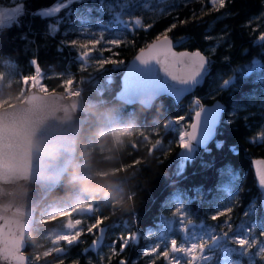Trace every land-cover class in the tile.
Returning a JSON list of instances; mask_svg holds the SVG:
<instances>
[{"label":"trees","instance_id":"1","mask_svg":"<svg viewBox=\"0 0 264 264\" xmlns=\"http://www.w3.org/2000/svg\"><path fill=\"white\" fill-rule=\"evenodd\" d=\"M17 2L19 0H0V5L13 6ZM23 2L26 10L54 4V0ZM150 2L105 0V5H113L114 9L100 11L101 0H74L70 9L57 14L62 22L55 35L47 30V24L54 18L24 16L20 26L13 24L0 29V109L25 100L35 79L33 59L38 60L47 92L67 94L69 90H81L86 122L77 142L76 164L82 173L91 174L94 182L106 183L111 189L108 196L83 195L79 183L72 179L73 167L70 168L27 239L30 264H73L76 261L78 264H119L121 259H126L128 264H149L150 258L141 253L158 237V230H163L167 221L176 220L172 214L177 200L183 201L184 211L193 223L212 225L218 231L227 230V217L212 221L211 215L232 207L229 215L233 232L246 235L241 225L245 228L254 225L250 239L264 243L262 193L253 168L254 160L264 159V142L252 140L264 131V82L253 77L241 86L238 79L235 89L217 90L223 79L238 75L235 70L253 59L264 64V45L255 42L257 29L264 31V0H226L225 7L219 11L212 8L209 0H204L203 5L201 0H175L179 7L171 15L158 18L140 6ZM123 3L131 6L121 10L118 5ZM69 10L72 15H66ZM135 18L145 25L152 23L153 27L135 28L130 25ZM173 23L177 27L168 35L178 51L200 50L213 61L211 75L204 86L180 104L169 96L160 97L151 109L117 101L121 78L130 60ZM24 35L27 39H21ZM101 35V44L92 51L85 68L77 59L78 49L68 47V42L73 39L84 42ZM182 37L189 39L176 46L175 41ZM116 38L123 42L118 46L107 44ZM109 48L110 51H99ZM101 58L124 63L97 68L95 61ZM195 98H199L203 106L221 102L225 113L215 140L208 146L211 153L198 149L194 160L185 162L182 175L177 176L183 152L178 136L185 124L191 123L188 118L194 116ZM181 116L186 120L165 126L167 121ZM157 139L161 140V145L152 151ZM216 140L225 142L222 150L216 149ZM229 145L237 147L235 154L229 151ZM225 166H231L237 174L238 188L222 171ZM252 203L257 206L254 214L249 213ZM53 209L60 213L47 218ZM91 209L96 211L86 213ZM96 216L105 218L102 227L107 231L103 244L92 249L94 236L88 234L86 228ZM68 221H82L71 237L79 241L71 246L67 244L68 239L54 241L53 238ZM148 228H152L153 236L145 239ZM79 229H84L82 235ZM129 232L138 233L139 242L112 256L113 241ZM114 247L119 252L120 243ZM61 250L63 254H59ZM241 259L247 264V257ZM157 264L167 262L158 259ZM254 264H262L258 255L254 256Z\"/></svg>","mask_w":264,"mask_h":264},{"label":"snow or ice","instance_id":"2","mask_svg":"<svg viewBox=\"0 0 264 264\" xmlns=\"http://www.w3.org/2000/svg\"><path fill=\"white\" fill-rule=\"evenodd\" d=\"M74 0H54L52 6L43 7L37 10H26V3L23 0H19L12 7L0 8V28H4L5 25L11 27L13 24L20 26L22 18L24 16L40 17V18H54L52 22L47 24L48 33L55 35L59 30L61 24V18L57 16L63 9H70V5ZM212 8L216 11L225 7L226 0H209ZM204 0H201L203 5ZM128 3L118 5L123 10L130 7ZM143 9L147 10L154 18L171 15L172 12L179 7L175 3V0H151L150 3H142L140 5ZM113 5H105V0H101L100 11H112ZM86 11L90 12L91 9ZM66 15H72L69 10ZM80 19H87L86 16H79ZM195 15L193 19H195ZM188 21H181V23H187ZM130 25L135 28H147L153 27L152 23L143 24L139 18L132 19ZM177 25L173 23L166 31L158 35L151 43L145 48L139 50L138 55L135 58V63L128 69V75L124 80V87L126 91L135 92L142 88H152L158 93H167L176 98L179 103L181 97L186 93L194 91L198 86H202L205 79L211 75V65L213 61L200 50L195 51H181L174 50V42L168 33L175 29ZM21 39H27L24 35ZM103 36L98 39H91L81 42L79 39H73L68 42V47L78 49L77 59L81 61L86 68L89 64V60L93 50H97V46L101 44ZM189 37H182L175 41V45L179 46L183 44ZM206 39H212L206 37ZM123 42L122 39L116 38L107 41V44L112 46H118ZM255 42L264 45V31L257 29V35ZM109 49H99L104 51ZM215 51V48L212 49ZM227 59V58H225ZM35 65L33 77L36 80L42 82V73L39 67L38 60L33 59L31 61ZM123 64V61H116L111 58H101L95 61L97 68H103L106 64ZM238 75L231 76L223 79L217 90H223L227 88H236L237 80L239 79L241 86L244 83L250 82V78L256 77L264 82V64L261 60L253 59L250 63L241 66V68L235 70ZM158 72H162L163 76H159ZM171 81L172 83L161 84L159 81ZM194 116L189 117L191 123H186L185 127L179 132L178 141L179 146L184 150L181 153V161L177 166L175 175H182L185 162L193 161L197 155V150L202 148L204 152L211 153V149L208 144L216 136V125L219 122V117L222 112L225 111V106L220 102H216L211 109H206L199 98H195L193 101ZM203 114V116H202ZM186 117L181 116L166 122V127L169 125H178L181 121H185ZM187 129H190L188 131ZM253 141L259 140L264 142V131L259 132L255 137H252ZM161 145V140L157 139L152 151L157 149ZM225 142L223 140H216L215 147L217 150L224 148ZM229 151L235 154L237 147L235 145H229ZM255 173L257 177L258 186L264 189V159H257L255 162ZM204 166H207L204 164ZM224 173H227L234 185L238 188L239 178L233 171L231 166H225L222 169ZM261 204H264V196L260 199ZM232 207H226L222 210H217L211 215L212 221H218L221 217H227L225 224L227 230L220 229L212 225L201 224L199 226V235L197 230L190 229L189 225L193 222L188 218L187 213L184 211V203L181 200H177V206L173 212V217L176 221H167L163 227V230L159 231V236L153 240L141 253L142 256L149 257V264H157L158 259H163L167 264H209V262L215 260L219 256L218 264H244L243 257H247V264H254V256L258 255L262 264H264V243H260L252 237V228L254 225H249L245 228L241 225L244 233L236 234L233 232V226L231 223ZM257 210L255 203L249 205V213L254 214ZM96 210L91 209L86 213H94ZM104 217L96 216L95 221L90 223L86 231L88 234H92L94 239L92 241V249L99 248L105 239L106 228L102 227ZM82 223L74 222L69 225L70 229H76ZM178 224V231L183 233L185 240L179 242L175 238L167 239V234L173 231V225ZM80 235H82L84 229H79ZM230 233H232L230 235ZM152 228L147 229V235L145 239L152 237ZM264 237V233H261ZM140 236L138 233L129 232L127 235H121L119 240L113 241L111 247V255H119L129 247L130 244H136L139 242ZM79 241V238L73 240L69 237L67 244H72ZM119 242V252L115 249L114 245ZM229 244L232 246L230 247ZM163 250L161 251V248ZM253 249H256L255 253ZM88 249H85L87 252ZM64 250H61L59 254H63ZM234 254L236 258H234ZM78 264V261L73 262ZM119 264H128L126 259H121Z\"/></svg>","mask_w":264,"mask_h":264},{"label":"water","instance_id":"3","mask_svg":"<svg viewBox=\"0 0 264 264\" xmlns=\"http://www.w3.org/2000/svg\"><path fill=\"white\" fill-rule=\"evenodd\" d=\"M174 50L181 52L175 46ZM137 55L125 68L116 96L117 101L127 106L151 109L162 96H169L180 104L200 90L207 79L202 86L183 95L179 103L174 96L152 88L126 91L124 80ZM158 75L162 77L163 73ZM214 105L204 107L211 109ZM224 113L220 114L216 133ZM85 122L81 96L42 92L35 87L22 102L0 109V264H30L27 239L36 228L47 201L77 162V142ZM69 143H74V150H68ZM258 188L264 196V189Z\"/></svg>","mask_w":264,"mask_h":264},{"label":"rangeland","instance_id":"4","mask_svg":"<svg viewBox=\"0 0 264 264\" xmlns=\"http://www.w3.org/2000/svg\"><path fill=\"white\" fill-rule=\"evenodd\" d=\"M13 6H15V5H13ZM5 7H12V6L0 5V8H5ZM4 27H8V26L5 25ZM33 82L34 83L32 85L33 86L32 88L35 87L36 89H38V90H40L42 92H47V89L44 87V85L42 84L41 81L33 79ZM67 93L71 94V96L74 95V94L80 96L81 91L78 92V91H75V90H69ZM58 213H60V211H57V209H53L52 211L48 212L46 217L47 218H52V217H55ZM172 222H174V220H172ZM71 224H73V222L72 221H68L67 223H65V225L61 229L57 230L54 233V236H53L54 241H61L62 239H69V237H72L78 231V229L77 228L76 229H70L69 225H71ZM200 225L201 224L192 223L191 225H189V228L197 230V235H199L200 233H199L198 230H199V226ZM173 231H175L177 233V235L175 233H173ZM173 231L167 234V237H166L167 239L175 238V239L178 240V243L179 242H183L185 240L184 234L178 231V224L174 223ZM229 246L231 247L232 245L229 244ZM162 249H163V247H162ZM218 262H219V256H217V258L215 260L209 262V264H218Z\"/></svg>","mask_w":264,"mask_h":264},{"label":"clouds","instance_id":"5","mask_svg":"<svg viewBox=\"0 0 264 264\" xmlns=\"http://www.w3.org/2000/svg\"><path fill=\"white\" fill-rule=\"evenodd\" d=\"M67 147L69 151L74 150V143H69ZM54 154L57 153L54 152ZM72 179L79 183L80 191L85 196L97 198L111 194V189L108 184L94 182L93 176L88 173H82L78 164L73 166Z\"/></svg>","mask_w":264,"mask_h":264},{"label":"built area","instance_id":"6","mask_svg":"<svg viewBox=\"0 0 264 264\" xmlns=\"http://www.w3.org/2000/svg\"><path fill=\"white\" fill-rule=\"evenodd\" d=\"M75 91H78V92H79V91H81V90L77 89V90H75Z\"/></svg>","mask_w":264,"mask_h":264}]
</instances>
